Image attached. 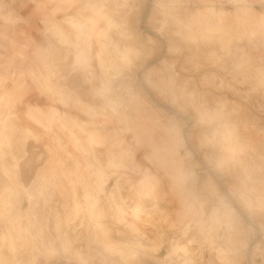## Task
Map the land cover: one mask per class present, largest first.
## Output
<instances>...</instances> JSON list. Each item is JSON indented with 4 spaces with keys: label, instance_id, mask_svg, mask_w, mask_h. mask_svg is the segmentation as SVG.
I'll use <instances>...</instances> for the list:
<instances>
[{
    "label": "rangeland",
    "instance_id": "obj_1",
    "mask_svg": "<svg viewBox=\"0 0 264 264\" xmlns=\"http://www.w3.org/2000/svg\"><path fill=\"white\" fill-rule=\"evenodd\" d=\"M30 1L40 38L0 0V264H264V0Z\"/></svg>",
    "mask_w": 264,
    "mask_h": 264
},
{
    "label": "crops",
    "instance_id": "obj_2",
    "mask_svg": "<svg viewBox=\"0 0 264 264\" xmlns=\"http://www.w3.org/2000/svg\"><path fill=\"white\" fill-rule=\"evenodd\" d=\"M14 2L15 3L11 5L13 10L24 19L25 24L27 25L29 34H32L33 36L36 37L40 31L39 29L41 28V24L43 22L48 21L49 17L45 15V10L39 14V12L37 11L39 9L37 10L33 9L34 7L35 8L38 7L39 4H34L30 0L25 1L26 2L25 6L20 0H14ZM37 38H40V36L39 37L37 36ZM91 52L93 53V48ZM30 59H32V62L33 61L37 63L39 62L37 53L32 52L30 54ZM28 66H30V64ZM24 101L31 103V104H27L28 112H38V113L42 112L43 109L47 107V106H43V104L48 102L44 96H40L33 92H30L27 95L26 99H24ZM76 116H77L76 118H81V115H76Z\"/></svg>",
    "mask_w": 264,
    "mask_h": 264
}]
</instances>
